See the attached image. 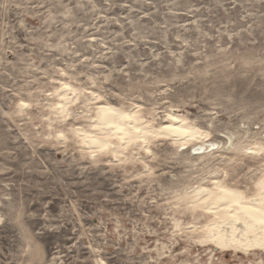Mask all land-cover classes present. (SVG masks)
<instances>
[{
	"label": "rangeland",
	"instance_id": "obj_1",
	"mask_svg": "<svg viewBox=\"0 0 264 264\" xmlns=\"http://www.w3.org/2000/svg\"><path fill=\"white\" fill-rule=\"evenodd\" d=\"M263 180L264 0H0V264H264L209 198Z\"/></svg>",
	"mask_w": 264,
	"mask_h": 264
},
{
	"label": "bare ground",
	"instance_id": "obj_2",
	"mask_svg": "<svg viewBox=\"0 0 264 264\" xmlns=\"http://www.w3.org/2000/svg\"><path fill=\"white\" fill-rule=\"evenodd\" d=\"M99 114L101 116V127L104 126V129L110 131L114 137L117 136L123 141L139 138L140 134L144 136L147 134V131L138 127V121H136L137 124L135 126L132 124L133 118L123 111L112 107H101ZM177 121L178 118L172 117L173 123L169 124L170 126H166L163 131L182 138L199 135L197 131L189 127L175 125ZM91 137L88 139L89 146L99 150L108 148V140ZM213 146L215 145H211L210 148ZM203 148V146H200L195 150L201 151ZM218 189L219 191L217 190L218 193L215 195L213 192L209 193L206 191L210 194L209 198H215L216 202L213 204H215L216 208L214 210H217L216 216L220 220L211 226L214 227L211 235L209 234L210 240L215 244V247L226 252L235 251L246 254L255 250L264 252V180L261 182L260 195L252 199L254 201L252 203L238 191L226 188V186H219Z\"/></svg>",
	"mask_w": 264,
	"mask_h": 264
}]
</instances>
